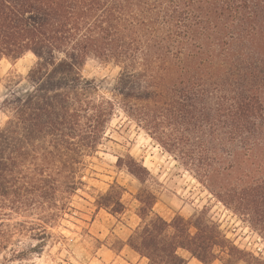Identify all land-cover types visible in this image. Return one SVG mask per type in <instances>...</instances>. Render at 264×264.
Returning a JSON list of instances; mask_svg holds the SVG:
<instances>
[{
	"label": "trees",
	"instance_id": "1",
	"mask_svg": "<svg viewBox=\"0 0 264 264\" xmlns=\"http://www.w3.org/2000/svg\"><path fill=\"white\" fill-rule=\"evenodd\" d=\"M28 54L26 88L1 104L0 255L16 237L46 246L117 108L264 239V0H0V63ZM91 57L120 68L112 98L82 75ZM117 166L150 176L130 155ZM124 193L112 184L96 208L122 214ZM144 195L127 245L147 264H189L180 250L264 264L201 217L148 220Z\"/></svg>",
	"mask_w": 264,
	"mask_h": 264
},
{
	"label": "rangeland",
	"instance_id": "2",
	"mask_svg": "<svg viewBox=\"0 0 264 264\" xmlns=\"http://www.w3.org/2000/svg\"><path fill=\"white\" fill-rule=\"evenodd\" d=\"M35 60L28 54L15 62L4 60L0 63V127L7 121L1 109L2 102L10 93L26 88L25 77ZM81 71L100 95L113 97L119 67L91 57ZM128 155L148 170L150 176L146 183L117 166L118 158ZM82 176L85 185L69 200L67 213L51 231L52 238L48 239L46 246L29 252L39 241L16 237L0 255V264H147L146 259L139 260L136 254H132L133 250L127 245L131 234L142 223L138 215V197L147 192L156 198L153 214L148 220L160 216L170 222L182 217L194 226L196 219L201 217L215 227L232 248L264 262V239L226 208L192 172L166 153L120 108L116 109L108 126L100 151L88 159ZM114 183L125 189L124 211L117 216L97 209L95 204V198ZM195 232L193 227L192 233ZM23 251L28 252L23 258L13 257ZM179 254L189 264H201L185 250H180ZM219 259L212 264H223ZM245 260L243 257V260L235 259L229 264H248Z\"/></svg>",
	"mask_w": 264,
	"mask_h": 264
},
{
	"label": "crops",
	"instance_id": "3",
	"mask_svg": "<svg viewBox=\"0 0 264 264\" xmlns=\"http://www.w3.org/2000/svg\"><path fill=\"white\" fill-rule=\"evenodd\" d=\"M131 253H132V254H136L139 260H143V259H144V258H142L139 254H137V253L134 252V251H131Z\"/></svg>",
	"mask_w": 264,
	"mask_h": 264
}]
</instances>
